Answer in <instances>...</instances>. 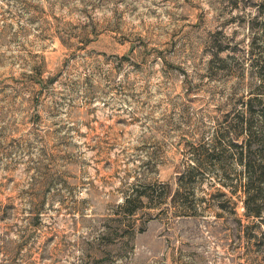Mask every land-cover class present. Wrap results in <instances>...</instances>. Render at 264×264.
<instances>
[{
	"label": "rangeland",
	"instance_id": "1",
	"mask_svg": "<svg viewBox=\"0 0 264 264\" xmlns=\"http://www.w3.org/2000/svg\"><path fill=\"white\" fill-rule=\"evenodd\" d=\"M260 10L0 0V264H264V202L261 218L234 197L195 217L117 215L133 185L173 191L192 148L244 109ZM208 179L197 197L215 192Z\"/></svg>",
	"mask_w": 264,
	"mask_h": 264
},
{
	"label": "trees",
	"instance_id": "2",
	"mask_svg": "<svg viewBox=\"0 0 264 264\" xmlns=\"http://www.w3.org/2000/svg\"><path fill=\"white\" fill-rule=\"evenodd\" d=\"M259 17L264 20V10ZM257 18V17H256ZM264 34V21L257 26ZM253 78L258 81L244 102V109L230 123L219 126L211 138L192 148L186 165L178 172L174 190L169 183L151 182L131 186L122 194L117 205V215L125 218L145 208L162 205L177 217H195L211 213L212 207L225 211L239 201L244 216L261 218L264 202V47H257L254 38L251 45ZM240 166L239 172L230 163ZM202 176L215 188L214 193L203 192L197 197ZM219 187V188H218ZM225 188L227 194L220 192ZM227 200H222L225 198ZM234 197L237 201L232 200ZM169 199V200H168ZM161 211V210H160ZM260 225V224H259ZM123 230H133V223L121 224ZM125 227V228H124Z\"/></svg>",
	"mask_w": 264,
	"mask_h": 264
}]
</instances>
